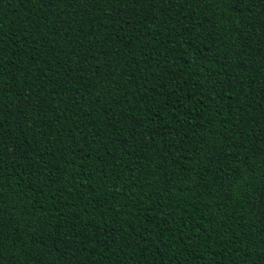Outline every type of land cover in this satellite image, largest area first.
<instances>
[{
  "label": "trees",
  "instance_id": "1",
  "mask_svg": "<svg viewBox=\"0 0 264 264\" xmlns=\"http://www.w3.org/2000/svg\"><path fill=\"white\" fill-rule=\"evenodd\" d=\"M0 264H264V0H0Z\"/></svg>",
  "mask_w": 264,
  "mask_h": 264
}]
</instances>
